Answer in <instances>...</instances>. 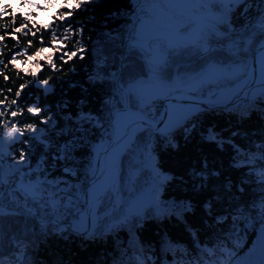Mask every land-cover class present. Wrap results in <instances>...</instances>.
<instances>
[{
  "label": "trees",
  "instance_id": "16d2710c",
  "mask_svg": "<svg viewBox=\"0 0 264 264\" xmlns=\"http://www.w3.org/2000/svg\"><path fill=\"white\" fill-rule=\"evenodd\" d=\"M0 3L13 5L8 17H0L8 33L15 8L34 17L28 34L9 36L0 28L5 36L0 40V111L5 113L0 116V136L6 120L25 129L11 154L0 152V180L3 168L21 165L0 182V205L31 214L0 215V264H246L264 234V95L233 108L199 112L168 133L147 129L138 134L122 158L120 190L128 194L127 168L133 162L152 159L154 170L139 173L131 184L132 191H138L148 177L156 181L154 202L143 212L120 218L109 192L98 212L112 211L100 218L91 235L69 233L57 223H38L33 218L77 216L95 166L94 147L109 140L111 117L124 106L125 88L147 76L140 53L130 46L124 49L137 5L136 0H33L39 7L28 9L21 0ZM75 3L81 7L70 6ZM228 6L224 20L202 41L169 52L164 73L174 82L189 68L249 66L255 45L264 38V3L247 0L245 7V0H235ZM21 23L17 15L15 27ZM42 48L52 51L27 60ZM66 52L77 55L62 61ZM13 56L19 67L10 63ZM241 78L239 73L205 83L196 94L217 91ZM45 79L47 86L39 83ZM21 85L25 87L17 97ZM163 99L139 107L129 98V106L155 119ZM29 106L41 111L29 113ZM27 124L35 131L26 129ZM21 150L25 159L18 162ZM20 183L33 184L36 195L24 193ZM113 218L118 221L106 228L104 223Z\"/></svg>",
  "mask_w": 264,
  "mask_h": 264
},
{
  "label": "rangeland",
  "instance_id": "374dc122",
  "mask_svg": "<svg viewBox=\"0 0 264 264\" xmlns=\"http://www.w3.org/2000/svg\"><path fill=\"white\" fill-rule=\"evenodd\" d=\"M234 1L235 0H136L137 18L133 19L134 21L129 28L127 40L124 43V49L130 46L132 49L137 50L146 61L148 73L147 76L130 83L133 85L137 81H144L145 88L141 93V98H137L135 91L129 93V87H126L125 89H127V92L125 90L124 105L126 96L128 104L129 98H131L137 106L142 107L155 98H165L176 92L197 95L196 92H198L205 83L215 82L222 78H232L241 73L240 69L244 64L239 63L230 65L214 64L205 68L202 66L200 69L189 68L188 72L179 75L175 82L174 78H169V76L164 73V65L169 57V52L202 41L209 31L213 29L214 24L224 20L223 15L227 12L228 5L234 3ZM189 25L190 27H188ZM186 27L188 28L187 31L184 30ZM154 37H159V41H155L153 39ZM148 42L153 43L152 49L147 48ZM157 43L159 44L158 47L156 46ZM141 44L145 46L141 47ZM222 88L226 87H221L220 89ZM220 89L217 91H209L206 94L214 96ZM138 110L140 111V109ZM106 142L102 141L95 145L93 150L95 164ZM134 158L138 160L137 155H135ZM139 161V163H137V161L133 162L131 167L129 166L127 168L128 178L125 184L127 185L128 194L125 193V195H122L123 192L120 190V175L117 188H113L105 194L106 196L109 192H112V201L120 208L119 214H122L120 218L125 217L127 213L143 212L146 207L154 202L156 181L152 180V177H148V180L146 179L144 181L148 182L138 191H132L131 184L132 180L136 178V175H139V173L145 174L146 172H152L154 170L152 159L145 158V161L143 159ZM13 167L6 168L11 170ZM18 187H21L23 192L29 196L36 195L35 187L31 183H20ZM11 188L16 189V186ZM8 190L10 191L11 189L9 188ZM111 211L112 208L110 207L109 210L103 214H99L98 212L97 223L104 214L111 213ZM116 221H118L117 218L109 219L104 225L106 224L105 227L108 228ZM21 256L22 252L17 253V258L19 260L22 259Z\"/></svg>",
  "mask_w": 264,
  "mask_h": 264
},
{
  "label": "water",
  "instance_id": "95a60500",
  "mask_svg": "<svg viewBox=\"0 0 264 264\" xmlns=\"http://www.w3.org/2000/svg\"><path fill=\"white\" fill-rule=\"evenodd\" d=\"M262 49H264V38L259 40L254 48L253 57L248 66L250 75L247 79H239L232 86L220 89L214 96L210 94L198 96L184 92L173 93L163 99L161 111L155 119L131 108L126 96L124 107L115 110L112 114L108 130L110 138L99 153L81 195L83 207L77 216L68 220H62L57 216L50 219L35 217L34 220L41 224L47 222L61 224L72 234L91 235L97 226L98 207L105 194L111 189L117 188L122 158L136 136L147 129H152L156 133H168L199 112L233 108L242 100L255 99L261 95L264 92V87H261L259 72V61L261 57H264ZM252 69L255 71H251ZM34 136L43 141L38 133ZM21 139L22 136L19 134L12 141L1 135L0 152L7 155L11 152L10 147ZM20 167L21 165H15L11 170L6 167L3 168L1 171L2 179L4 180L9 172L14 173ZM0 210H2V214H20L31 217L30 213L4 205H0Z\"/></svg>",
  "mask_w": 264,
  "mask_h": 264
},
{
  "label": "snow or ice",
  "instance_id": "6c2138e0",
  "mask_svg": "<svg viewBox=\"0 0 264 264\" xmlns=\"http://www.w3.org/2000/svg\"><path fill=\"white\" fill-rule=\"evenodd\" d=\"M47 2V0H46ZM262 3H264V0H261ZM22 3V7L23 8H28V9H37L39 6L35 3H33V0H21ZM72 7L75 8H80L81 4L80 3H75L73 5H70ZM247 6V0H245V7ZM9 9H13V5L11 3L8 4H2L0 3V17H8L9 16ZM17 15H20L22 18V23L20 24L19 27H15V18ZM70 15V13H69ZM63 18V17H61ZM11 19H12V31L11 33H8V24L4 23V24H0V28H3L5 33L9 36H15V34L21 33V32H25L26 29H28V24L34 22V17L32 15V13L30 11H22V8H15L12 11L11 14ZM45 27H48L47 25H45ZM190 27V25L188 26ZM185 31L188 30V28L186 27L184 29ZM28 31H31L30 29H28ZM69 29L65 30V38H67V33H68ZM261 31L264 32V22H261ZM25 34H28L27 32H25ZM32 35H35L34 32L31 33ZM5 39V36L0 35V40ZM155 41H159V37H154L153 38ZM52 42L55 43L57 42V38L55 36V34H53L52 36ZM29 45L31 44V41L28 42ZM141 47H144V44L140 45ZM157 47L159 46V44L157 43L156 45ZM147 48L152 49L153 48V43L152 42H148L147 43ZM52 51V49L49 48H42L39 49L34 55L32 56H28L27 60L29 62L35 60L37 57H42V53H46V52H50ZM78 51L82 52L83 49H79ZM262 51H264V49H262ZM77 52H66L63 53V55L61 56V60L64 61V57L67 56L69 59L73 56H76ZM47 62L49 65H51L52 67H55V64L53 63L51 57L47 58ZM10 63H12L15 67H19L20 65L17 64L16 62V58L15 56L12 57V60L10 61ZM259 72H260V80H261V87H264V57H261L260 61H259ZM36 67H39L38 65ZM27 67L24 68V71H27ZM251 71H255V69H252ZM35 72V69H34ZM240 72L242 74V78L247 79L248 76L250 75V69L247 66V64L245 63L244 66L240 69ZM5 79L7 80L8 77L5 76ZM40 84L47 86L48 85V80L45 79L43 81H39ZM25 87V85H21L20 89L17 90L16 92V96L19 97L21 94V91L23 90V88ZM145 85H144V81H137L135 82L133 85L129 86V93H132L133 91L136 92L137 94V98L140 99L141 98V93L144 91ZM9 91H11L9 89ZM262 95H264V93H262ZM0 103H4L3 101H0ZM12 104H16L17 101L13 100L11 101ZM19 111V110H18ZM27 111L29 113H39L41 111V109L37 106H29L27 108ZM5 113L3 111H0V116H4ZM17 115V111H13L11 113L12 117H15ZM171 119V118H170ZM46 122V121H45ZM3 127H4V132H3V136L5 138H7L9 141H12L15 137H17V135H23L24 132V128L18 127L16 123H12L11 126H9L8 121H4L3 122ZM25 128L31 131H35V126L32 124H27L25 125ZM33 139H35V137H33ZM23 143H27V141H23ZM25 159V153L23 150H21L20 152V158L18 162H22ZM66 172H71L70 169H65ZM74 174V173H73ZM194 176H202V173H193ZM0 182H2V180H0ZM190 207V206H189ZM210 207V205H209ZM0 215H2V210H0ZM246 264H264V234H262L260 240L258 241L257 247H256V256L254 259H251L249 261L246 262Z\"/></svg>",
  "mask_w": 264,
  "mask_h": 264
},
{
  "label": "flooded vegetation",
  "instance_id": "af4514ba",
  "mask_svg": "<svg viewBox=\"0 0 264 264\" xmlns=\"http://www.w3.org/2000/svg\"><path fill=\"white\" fill-rule=\"evenodd\" d=\"M11 147H12V146H11ZM11 147H10V148H11ZM1 153H2V152H1ZM9 154H11V152H10V153H8V155H9Z\"/></svg>",
  "mask_w": 264,
  "mask_h": 264
}]
</instances>
